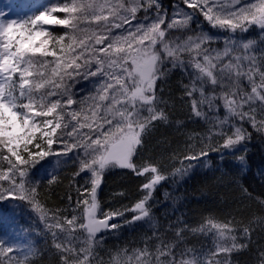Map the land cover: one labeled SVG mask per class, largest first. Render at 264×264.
I'll use <instances>...</instances> for the list:
<instances>
[{
  "label": "snow or ice",
  "instance_id": "obj_1",
  "mask_svg": "<svg viewBox=\"0 0 264 264\" xmlns=\"http://www.w3.org/2000/svg\"><path fill=\"white\" fill-rule=\"evenodd\" d=\"M197 13L212 29L226 33L223 48L212 47L219 38L200 25L191 28ZM45 25L62 26L64 32L54 34ZM253 27L259 29V39L245 40L243 34ZM176 69L188 76L181 87L191 117L209 127L205 136L195 137L191 154L169 176L160 166L138 165L134 158L157 122L170 123L158 82ZM93 77L103 78L95 95L77 99L78 79ZM245 124L264 136V0H177L171 16L160 0H57L27 19H0V181L11 184L0 190V200L28 201L52 237L59 264H104L97 252L103 243L98 234L122 226L109 221L131 212L124 224L150 222L155 188L170 178H183L193 162H202L210 152L227 151L246 168L251 133ZM56 142L80 149L76 175L90 173V187H78L70 215L69 209H48L38 189L27 186L26 166L48 156ZM114 168L148 174L144 195L124 211L105 212L97 189L105 170ZM235 224L209 219L192 229L210 234L212 249L177 252L174 243L160 241L154 249L145 243L110 254L108 264H231V253L248 246L240 241L250 242L253 224L264 230V215L247 225ZM181 236L177 231V239ZM16 248L0 239V264L6 259L10 264ZM19 248L24 257L16 264H29L33 247L28 243Z\"/></svg>",
  "mask_w": 264,
  "mask_h": 264
},
{
  "label": "trees",
  "instance_id": "obj_2",
  "mask_svg": "<svg viewBox=\"0 0 264 264\" xmlns=\"http://www.w3.org/2000/svg\"><path fill=\"white\" fill-rule=\"evenodd\" d=\"M160 2L166 5L169 13L172 11L171 6L177 3V0H160ZM51 4L53 0L48 1L47 4L42 3V9L37 10L34 15ZM57 15L63 17L64 14ZM138 15L142 16L143 13ZM192 24L200 25L204 32L219 38L212 47H223V37L226 33L212 29L201 14L197 13L194 16ZM49 30L54 34L64 32L60 26L50 25ZM256 34L257 31L254 30L249 36L247 33L243 34V38L254 36L253 39H259L256 38ZM102 79L101 77L78 79L83 86L74 88L77 99L95 95L94 90ZM182 82L188 83V76L180 69L174 70L165 82H158V88L163 89V98L168 101L166 110L169 112L170 123L157 122L152 132L145 136L143 148L134 158L138 165L152 163L160 166L163 173L169 176L175 168L181 166L180 161L183 156L191 154L189 148L197 143L195 137L205 136L209 127L203 120L191 117L189 100L184 97ZM221 112L223 113V109ZM177 121L181 123L177 124ZM244 127L251 133V140L246 145V168H241L235 157L227 151L223 153L213 151L202 162H193L195 166L185 177L170 178L162 182L149 200L152 217L150 222L124 224L123 219H130L132 216L131 212H125L124 217H121L122 226L118 230L101 234L104 241L97 248V252L104 264H108L110 254L114 256L118 251L142 248L145 243L150 249H154L160 241L174 243L177 252L185 248L198 251L212 249L213 237L210 234L193 232L192 229L199 228L209 219L214 222L235 221V226L240 227L264 215L262 212L264 149L254 143V136L262 135L248 124ZM189 137L193 139L190 140ZM194 150L198 152L199 148L196 147ZM57 152L59 168L51 173L46 172L47 175L37 183H33L32 187L38 189V198L48 209L63 210L69 209L70 204L76 207L78 187L81 190L85 186L90 187V181L86 185V180L90 176L87 171L76 175L82 155L80 149L72 148L70 145L65 148L62 145L57 147ZM239 154L243 153L238 152L237 155ZM186 164L187 162L185 166ZM3 170L6 171V167ZM147 175L138 176L131 170L119 168L105 170L97 190L100 209L105 212L124 211L132 207L144 195L142 184ZM9 184L7 181H0L2 187ZM69 197L72 198L71 201ZM81 211L82 209L78 208L76 214L80 215ZM67 214H71V209ZM118 218L113 222L119 223ZM37 226L32 229L37 233L34 236V254L28 257L29 264H59V255L53 247L50 233L47 229L41 231ZM253 227L255 230L250 242L240 241L247 243L248 246L231 253L229 257L231 264H260L261 252L264 251V230L258 224H253ZM177 231L182 232L179 239L176 237ZM237 235L239 236L240 233Z\"/></svg>",
  "mask_w": 264,
  "mask_h": 264
},
{
  "label": "rangeland",
  "instance_id": "obj_3",
  "mask_svg": "<svg viewBox=\"0 0 264 264\" xmlns=\"http://www.w3.org/2000/svg\"><path fill=\"white\" fill-rule=\"evenodd\" d=\"M48 1L52 0H0V19L4 21L11 19H27L28 17L34 15L37 10L42 9V3L47 4ZM56 1L57 0H53V3H56ZM162 6L165 10H167L166 5ZM181 7H184L186 11L191 12L186 6L181 5ZM171 9L173 10V5L171 6ZM171 15L172 11H169V16ZM133 23H136V21H133ZM44 27L49 30L50 25H45ZM60 27L64 30L62 26ZM191 28L193 30H197V24H191ZM254 30L257 31L256 38H259V29L255 27L247 32V36H249ZM253 37L254 36L248 37L245 40L253 39ZM81 86H83V84L78 80L74 88L77 89ZM94 91H96V88ZM221 109L220 114L223 115L224 112L222 113ZM254 138V143L264 149L263 136H254ZM62 145L63 144L60 142H56L50 150V154L48 156L44 157L43 159L38 158L37 163L33 164L30 162V164L26 166L25 170L27 172L28 179L27 186L32 187L33 183H37L44 175H47L46 172L51 173L53 170L59 168V162H57V147H61ZM88 174L90 176L89 172ZM8 187H11V184L7 185L6 187H1L0 190ZM18 194L23 195V193ZM118 219H120L119 223L121 224L122 218L119 217ZM36 226L41 231L47 229L44 222L40 220L39 214L30 207L26 199L21 200L19 198L6 197L5 199L0 200V239H3L6 242V246L8 244L17 246L16 251L10 254V264H16L17 260L23 259L24 253L20 250L19 246L30 243L33 247V250L35 251L34 236L37 232L36 230L32 229H34ZM108 232L109 231L106 233ZM34 251L32 254H34ZM5 264H9L7 259L5 260Z\"/></svg>",
  "mask_w": 264,
  "mask_h": 264
},
{
  "label": "water",
  "instance_id": "obj_4",
  "mask_svg": "<svg viewBox=\"0 0 264 264\" xmlns=\"http://www.w3.org/2000/svg\"><path fill=\"white\" fill-rule=\"evenodd\" d=\"M97 215H98V218H100V217H99V212L97 213ZM109 222H110V223H112V220H111V221H109ZM98 235H99V234H98Z\"/></svg>",
  "mask_w": 264,
  "mask_h": 264
}]
</instances>
